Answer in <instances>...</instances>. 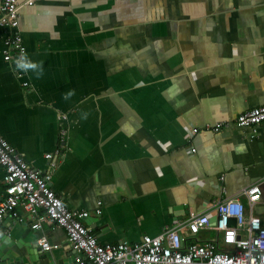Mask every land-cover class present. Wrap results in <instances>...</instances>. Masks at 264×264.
Listing matches in <instances>:
<instances>
[{"label":"crops","instance_id":"crops-1","mask_svg":"<svg viewBox=\"0 0 264 264\" xmlns=\"http://www.w3.org/2000/svg\"><path fill=\"white\" fill-rule=\"evenodd\" d=\"M17 2L26 53L21 67L5 62L0 28V136L51 174L69 210L89 213L99 245L158 236L227 199L248 212L243 192L264 182V122L235 120L264 104V0ZM253 217L264 225V192ZM21 219L0 223V253L72 263L62 227Z\"/></svg>","mask_w":264,"mask_h":264},{"label":"built area","instance_id":"built-area-1","mask_svg":"<svg viewBox=\"0 0 264 264\" xmlns=\"http://www.w3.org/2000/svg\"><path fill=\"white\" fill-rule=\"evenodd\" d=\"M34 1L26 0V4L32 5ZM18 16L17 0H0V28L6 29L3 58L17 68L23 65L26 53ZM262 122L264 104L239 114L235 120L237 126L248 128H256ZM222 126L224 123H218L211 129L218 131ZM197 131L194 128L192 134ZM59 141L54 155L64 149L63 131ZM45 157L52 160L53 155ZM0 167L5 171L6 184V194L0 200V223L4 219L22 222L21 213H26L33 220L34 230H40L44 222L62 227L74 253L71 264H264V225L253 217V209L264 192V182L243 192L248 212L239 199H227L213 205L212 216L208 213L194 216L172 228H164L158 236H143L134 244L121 242L104 247L83 224L89 213L69 210L61 196L51 189V174L32 168L1 136ZM207 230L216 232L219 239L199 242L198 234ZM38 246L44 252L51 248L45 237L39 238Z\"/></svg>","mask_w":264,"mask_h":264},{"label":"water","instance_id":"water-1","mask_svg":"<svg viewBox=\"0 0 264 264\" xmlns=\"http://www.w3.org/2000/svg\"><path fill=\"white\" fill-rule=\"evenodd\" d=\"M215 221L214 218H211V222ZM0 264H22L21 260L14 256L12 253H0Z\"/></svg>","mask_w":264,"mask_h":264}]
</instances>
